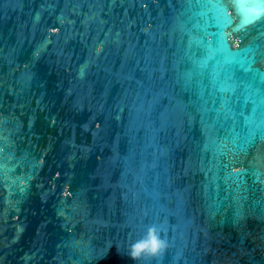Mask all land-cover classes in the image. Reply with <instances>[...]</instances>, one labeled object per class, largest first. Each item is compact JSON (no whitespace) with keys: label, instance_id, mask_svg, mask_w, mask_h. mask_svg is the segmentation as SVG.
Returning a JSON list of instances; mask_svg holds the SVG:
<instances>
[{"label":"water","instance_id":"1","mask_svg":"<svg viewBox=\"0 0 264 264\" xmlns=\"http://www.w3.org/2000/svg\"><path fill=\"white\" fill-rule=\"evenodd\" d=\"M238 9L0 0V264H264V17Z\"/></svg>","mask_w":264,"mask_h":264},{"label":"clouds","instance_id":"2","mask_svg":"<svg viewBox=\"0 0 264 264\" xmlns=\"http://www.w3.org/2000/svg\"><path fill=\"white\" fill-rule=\"evenodd\" d=\"M164 247H166V242L159 237L156 228L153 227L148 230L147 238L130 246L127 255L135 262L145 255H157Z\"/></svg>","mask_w":264,"mask_h":264},{"label":"snow or ice","instance_id":"3","mask_svg":"<svg viewBox=\"0 0 264 264\" xmlns=\"http://www.w3.org/2000/svg\"><path fill=\"white\" fill-rule=\"evenodd\" d=\"M209 2H217V0H209ZM234 2L239 5L238 11L242 17V24L264 17V0H234ZM247 5L254 6L247 7Z\"/></svg>","mask_w":264,"mask_h":264}]
</instances>
